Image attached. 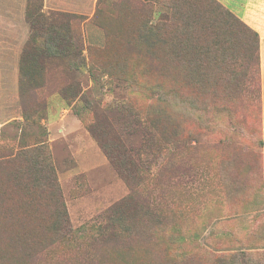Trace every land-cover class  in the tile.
I'll return each mask as SVG.
<instances>
[{
    "label": "rangeland",
    "instance_id": "374dc122",
    "mask_svg": "<svg viewBox=\"0 0 264 264\" xmlns=\"http://www.w3.org/2000/svg\"><path fill=\"white\" fill-rule=\"evenodd\" d=\"M27 11L43 22L65 25L77 41L75 53L82 49L86 63L76 59L70 64L69 57L55 55L37 61L39 68L23 63L21 53L30 33ZM141 17L145 22L140 24ZM101 23L111 32L129 31L134 53L123 74H107L97 61L103 57L100 54L90 66L88 46L105 42ZM139 26L149 36L160 33L158 49L147 46L155 51L142 53ZM50 48L56 49L53 44ZM68 81H80L82 102L87 100L89 108L107 118V132L101 133L106 144L136 147L143 131L169 150L181 142L177 159L185 157L193 168L172 183L158 177L164 152L148 143L151 161L149 170L141 172L144 183L139 189L161 198L154 204V209L165 211L161 220L146 218L140 202L127 201L128 185L86 127L92 114L81 102L68 104L55 92ZM44 103L41 119L38 114L23 119V111L31 113ZM106 104L112 109L107 110ZM130 109L151 118L158 115L157 127L150 122L128 124L118 112ZM168 112L176 119L178 132L163 115ZM158 128L168 138L160 139ZM46 136L67 213L65 224L72 233L66 245L42 248L36 264H215L225 259L224 264L250 260L256 264L264 258V114L258 39L214 0H0V245L18 242L10 236L17 226L13 220L34 210L23 199L17 202L16 194L25 190L10 182L9 169L18 151ZM26 150L17 159L22 168L33 170L29 159L36 156L43 167L33 173L47 175L46 151ZM112 208L126 218L129 230L91 252L87 231L108 223ZM43 224L37 219L30 223L34 228ZM22 244L25 250L33 248L31 240ZM90 254L95 259L91 263ZM0 264L12 263L0 260Z\"/></svg>",
    "mask_w": 264,
    "mask_h": 264
},
{
    "label": "trees",
    "instance_id": "16d2710c",
    "mask_svg": "<svg viewBox=\"0 0 264 264\" xmlns=\"http://www.w3.org/2000/svg\"><path fill=\"white\" fill-rule=\"evenodd\" d=\"M218 3L229 15H231L241 26L248 28L258 39V51H259V77H260V38L258 33L252 29L248 24L242 21L239 17H237L229 8L223 5L218 0H214ZM144 16V14L142 15ZM26 22L29 24L30 33L28 35V39L26 41L25 47L21 53V60L23 63H29V67L31 68H39L37 61L43 59H48L51 56H60V57H69L70 64L76 63V59L80 64H85V58L82 56V49L79 52L75 53L77 50V41L74 40V36L69 32V29L65 27V25H56L51 24L46 21H42L40 18L33 16V13L27 11L25 16ZM119 21L118 19H114V22ZM140 24L145 22V18L141 17L139 19ZM101 27H103L105 31V42L103 46L91 45L88 46L87 56L90 62V66L94 63L96 59V55L100 54L103 56L101 59L99 58L97 61L102 65V67L107 70V74L114 75L117 72L124 73L125 70L130 68L129 57L131 55L132 48L129 39V31L127 33L119 32H111L106 28V24L101 23ZM62 28V30H60ZM139 38L142 41L141 48L142 53L146 54L147 51H155L147 50V46L149 47H157L155 44L160 43V33H156L153 35L147 34L144 28L139 26ZM158 37V38H156ZM56 48L55 50H51L50 46ZM65 47V49H62ZM70 48H73L72 51ZM250 50H253V43L249 45ZM158 49V47H157ZM160 49V48H159ZM134 53V52H133ZM137 53V52H135ZM141 53V54H142ZM76 56L78 58H76ZM41 65V64H40ZM43 67V65H41ZM23 68H28L24 66ZM82 88L80 81H68L66 84L60 86L58 92L68 104L72 102H81L83 104L82 108H85L84 111L90 112L93 116L92 121L86 124L87 129L93 135V137L98 141L101 148L104 150L108 160L110 163L116 168L117 172L124 179L126 184L129 187V198L127 199L130 203L138 204L140 202L143 213L142 215L146 218H151L155 220H161L165 216V211L163 209H154V204L161 200V198L151 197L148 192L142 193L139 189L140 185L144 183V177L141 176V172L145 170L147 172L149 170V164L151 159H149V154L151 153L150 148L148 147V143L156 146L160 153L164 152V160L161 163L158 169L159 176L162 179L167 177V181L172 183L173 180L180 181L182 178L189 174L192 165L186 162L185 157L177 159V152L180 148L181 142L177 141L173 144L172 148L169 150V146L159 145L157 146L154 143L153 139H156V136L152 133H148L143 131L142 142L136 147L128 146L124 148L120 146L118 142L111 144H106L102 139V132L106 131L107 118H102L98 116V114L89 108V102L85 100L87 103H83L82 96ZM260 95H261V78H260ZM22 96V95H21ZM38 99L37 96H35ZM39 101V100H37ZM46 107L45 103L43 105L40 104L39 107H34L31 109V113L26 110L23 111V119L29 121L35 114H38L41 119V112ZM105 108L107 110H111L112 108L106 104ZM116 108V107H115ZM118 108V107H117ZM83 110V109H82ZM119 110V109H118ZM158 112V110H157ZM123 113V114H121ZM119 115L125 116L128 124L141 125V123L150 122V124H154L157 127V117L158 115H153L151 118L148 115H141L140 112L136 110H127L126 112L120 111ZM167 121L173 122V130L174 132H178V124L174 117H171V113L163 114ZM82 120V119H81ZM39 121V119H38ZM36 121V122H38ZM83 123H85L82 120ZM126 125V121L124 122ZM126 127V126H125ZM127 128V127H126ZM157 132V136L159 135L160 139L168 138L166 132L161 131ZM157 129V130H158ZM175 135L176 133H172ZM30 148H35V150H45L47 153L48 164H46L45 170L48 171L47 175L38 176L35 173L40 171V168L43 166L40 165V161L38 157L31 156L29 161H31L33 165V170L30 168H26L25 170L22 168L21 160L18 163V156L20 154H26L27 150ZM26 148L24 150L18 151L16 153V159L14 164H12L10 174V182L15 183L17 188H22V191L25 190V194H16L17 202L21 199L25 201V203L34 206L33 211H24L23 218L20 221L17 219L13 220L17 223L16 228L11 232L10 236H15L18 242L14 240H10L7 245H0V260L17 263V264H36L37 260L41 259L40 251L42 248L48 251L50 247H55L58 249L63 244L66 245V237L72 233V230L66 226L65 219H67V213L65 209H63V204L60 198V194L57 188V178L55 175V168L52 163V159L49 149V140L43 138L41 141L35 143L32 147ZM144 158V159H143ZM145 165V167H144ZM40 166V167H39ZM4 167H8L7 163H4ZM193 168V167H192ZM29 188L32 189V192L29 191ZM22 198H21V197ZM125 203V202H124ZM37 209H36V208ZM42 207V211H38V209ZM52 207V209H51ZM116 209V208H115ZM112 208V213L108 215L107 220L108 223L104 224H96L89 227L87 231V237L89 240V249L91 252L94 251L96 245L106 242L107 239H111L113 237H119L121 232L126 233L129 228L126 225V218L121 215V212ZM13 212H11L12 214ZM6 212H3V220L6 218ZM32 219H37L38 221H44V224L41 228H34L35 225H30ZM31 240L33 242V248L30 250H25V246H23L22 242H29ZM244 257V256H243ZM91 263L95 259L93 258V254H90L88 258ZM225 263L226 259L223 261ZM223 262L216 261L215 264H224ZM253 261H243V264H253ZM256 264H264V258L260 259Z\"/></svg>",
    "mask_w": 264,
    "mask_h": 264
},
{
    "label": "crops",
    "instance_id": "0c3cea01",
    "mask_svg": "<svg viewBox=\"0 0 264 264\" xmlns=\"http://www.w3.org/2000/svg\"><path fill=\"white\" fill-rule=\"evenodd\" d=\"M254 29L260 38L261 99L264 114V0H218Z\"/></svg>",
    "mask_w": 264,
    "mask_h": 264
}]
</instances>
